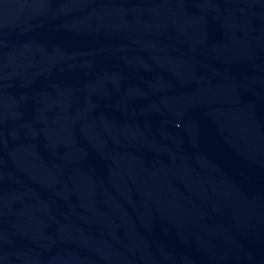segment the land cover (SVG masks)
<instances>
[{
  "label": "water",
  "instance_id": "1",
  "mask_svg": "<svg viewBox=\"0 0 264 264\" xmlns=\"http://www.w3.org/2000/svg\"><path fill=\"white\" fill-rule=\"evenodd\" d=\"M0 264H264V0H0Z\"/></svg>",
  "mask_w": 264,
  "mask_h": 264
}]
</instances>
